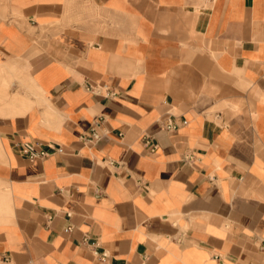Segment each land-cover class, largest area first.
<instances>
[{
	"label": "crops",
	"instance_id": "crops-1",
	"mask_svg": "<svg viewBox=\"0 0 264 264\" xmlns=\"http://www.w3.org/2000/svg\"><path fill=\"white\" fill-rule=\"evenodd\" d=\"M263 244L264 0H0V264Z\"/></svg>",
	"mask_w": 264,
	"mask_h": 264
},
{
	"label": "built area",
	"instance_id": "built-area-1",
	"mask_svg": "<svg viewBox=\"0 0 264 264\" xmlns=\"http://www.w3.org/2000/svg\"><path fill=\"white\" fill-rule=\"evenodd\" d=\"M167 128H168V129H173V128H175V126L172 125V124H170V125L167 126ZM101 138H102V134H101L98 130L93 129L92 132H91L90 137H89L88 139L86 138V140H94V141H98V140H100ZM84 140H85V139H84ZM146 140H147V137H146ZM154 150H155V147L153 148V151H154ZM30 158H31V159H34V156H31ZM262 248L264 249V244L262 245Z\"/></svg>",
	"mask_w": 264,
	"mask_h": 264
}]
</instances>
